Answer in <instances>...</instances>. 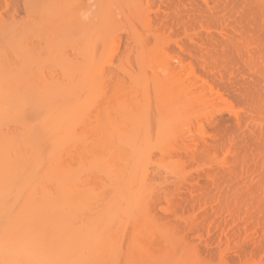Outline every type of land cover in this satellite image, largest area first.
Returning a JSON list of instances; mask_svg holds the SVG:
<instances>
[{"label":"bare ground","instance_id":"bare-ground-1","mask_svg":"<svg viewBox=\"0 0 264 264\" xmlns=\"http://www.w3.org/2000/svg\"><path fill=\"white\" fill-rule=\"evenodd\" d=\"M71 1L0 0V68L51 72L41 185L0 196V264H264V0H96L89 24ZM113 50L130 85L100 102ZM5 156L0 188L24 172Z\"/></svg>","mask_w":264,"mask_h":264},{"label":"rangeland","instance_id":"rangeland-1","mask_svg":"<svg viewBox=\"0 0 264 264\" xmlns=\"http://www.w3.org/2000/svg\"><path fill=\"white\" fill-rule=\"evenodd\" d=\"M76 2V3H74V2ZM73 1H71L72 2V4L74 5V7H73V5L71 6V8L72 9H74L71 13H73V12H77V20L79 19V17H80V22H82V21H84L85 23L87 22H91V23H93L94 22V19L97 17V12H96V10H97V7H95V6H97V4H96V0H88L89 2H87V0L84 2V0L82 1V0H78V1H76V0H73ZM95 1V3H93ZM69 2H70V0H69ZM84 2V7H83V5H82V3ZM88 3V4H87ZM77 4V5H76ZM79 4H81V5H79ZM86 4V5H85ZM76 6L78 7L77 9H75L76 8ZM86 6V7H85ZM82 7V8H81ZM68 8V7H67ZM85 8V9H84ZM76 10V11H75ZM78 10V11H77ZM82 11V12H81ZM78 13H81V14H78ZM74 14H76V13H74ZM81 15V16H80ZM76 16V15H75ZM79 16V17H78ZM96 16V17H95ZM117 17L118 18H120V21L121 20H123V21H121L122 22V24H121V22H120V24L119 23H117V26L115 25V28H116V32L114 33V34H116L117 36H126L128 33H129V29L131 28H134V29H138V31L139 32H143L144 31V26L141 24V23H135V20L134 21H131L130 23H128V25L130 24L131 25V27L130 26H128L127 25V21L126 22H124V20L125 19H123L124 17H120V16H118L117 15ZM93 19V20H92ZM127 20V19H126ZM32 22H35V21H33L32 20ZM117 22H118V20H117ZM90 23V24H91ZM89 24V23H88ZM125 26H124V25ZM84 25V24H83ZM127 25V26H126ZM87 26V25H86ZM115 28H114V30H115ZM127 28V29H126ZM129 28V29H128ZM125 29V30H124ZM122 30H124V31H122ZM143 30V31H142ZM29 39L31 38V36L30 37H28ZM33 38V37H32ZM34 40H32L31 39V41H33V44L34 45H38L37 47H34V48H37L38 49V47L40 48V50L38 51V52H43V48H44V40H41L42 38H40V39H38V41H37V38L35 39V38H33ZM116 40V39H115ZM114 40V41H115ZM34 41H36V43L34 42ZM117 42L118 41H116V43L115 42H112V45L113 44H116L117 45ZM29 45V44H28ZM30 45H32L31 43H30ZM34 45H32V47L34 46ZM112 45H110V46H112ZM116 45H114V47L116 46ZM117 46H119V45H117ZM111 48V47H110ZM117 48V47H116ZM68 49V50H67ZM114 49V48H113ZM36 50V49H35ZM67 52H66V51ZM116 50V49H115ZM64 51V54H66V56H67V54H68V56L67 57H71L70 59H72V57H74L75 58V56L73 55V53L71 52V49L70 48H66V49H64L63 50ZM114 51V50H113ZM117 51V50H116ZM70 52V53H69ZM115 52V51H114ZM118 52H115V53H112V51H111V53H110V55H108V56H106V55H103L102 56V54H100V57H101V59L99 60V58H98V60L99 61H102V63H104V64H106V65H104V64H101L100 63V65H103L102 66V68H107L109 71V73H107V69H103L104 70V72H102L103 73V75H105V77H104V79H100L99 81L100 82H103V83H100V85H102V86H104L105 87V90H104V87H101V86H97L98 88H99V90H100V87L104 90V92H103V90L102 91H98V93H97V96H98V94L100 95L102 92H103V95H100V97H102V100H101V98L100 97H98V98H100L99 100H100V102L101 101H103V100H105L106 98H107V96L109 97V96H112V94L114 93V91L115 90H113V89H116V85H123V86H125V87H123V88H129V86L128 85H130V84H128V83H130L129 81H130V79L128 78V76L130 75L129 74V72L128 73H123V71H121V70H119V62H118V60L116 61V57H118V56H115V54H117ZM75 54V53H74ZM137 54V53H136ZM72 55V56H71ZM135 56V55H134ZM133 56V57H134ZM112 57H113V59H112ZM73 58V59H74ZM107 59V62L105 63L104 61H106V59ZM110 59V60H109ZM98 61V62H99ZM111 63H113L112 65L110 64V62ZM112 61H114L115 62V64H114V62H112ZM133 61H137L136 60V56H135V58H133ZM132 61V62H133ZM134 62V64H136ZM48 64V63H47ZM42 65V64H41ZM41 65H39V67H37L36 68V66H34V68H0V135H4L5 133V137L9 134V136L10 135H12V134H14L15 136H17V139L16 138H13L14 140H15V142L12 140V138H5V139H3L2 137V139L5 141L6 139V141H5V143H3L4 144V146H2V148H1V146H0V151H1V153H0V155L3 153V155H4V157H6L5 155H7V154H9V156H10V158H8L7 159V161L6 162H8L9 160V163L11 162V165H12V163L17 159L18 161L17 162H19L18 164H17V168H18V166L20 165L21 166V168H22V171L24 170V172L23 173H19L18 171H20L21 172V170H19L20 168H18V170H17V173L19 174V175H21V177H20V179H19V177L17 176V174H15L16 173V170H15V173H14V175H16L17 176V178H18V181H17V178H16V176H15V178L13 177V175L11 174V173H13L12 171H9V175H8V178L9 179H11V180H7V181H4V185L2 186V188H0L1 189V191H0V196L1 197H6V198H11V199H15V200H17V199H24L25 197H29L30 196V193H32V191H34L35 189H37V191H38V189H39V187H40V185H41V173H42V171L41 170H43V168H42V164L44 163V161L45 160H42V159H40V157H44V155H46V154H41L42 152H40L41 150H43V151H45L44 149V147L42 148V147H40V145L39 144H41V143H39V141H40V139H42L41 138V135L43 134L42 133V131H41V128H42V117L40 116L41 115V111L39 112L40 113V115H39V113L37 114V110H38V108H39V105H40V99H39V97L40 96H38V94L40 93V95H41V87L43 86V84H44V80L46 79V78H49V75H50V73H49V75H47L48 74V70H47V68H46V70L48 71V72H46L45 70H43V69H45V67L46 66H44V68H41L42 66ZM41 66V67H40ZM49 66V65H48ZM154 66V65H153ZM152 66V67H153ZM151 67V68H152ZM51 68V67H50ZM118 68V69H117ZM147 68V67H146ZM157 68V67H156ZM115 69H117V70H115ZM113 70V71H112ZM40 71L41 72H43V73H40ZM115 71H117V72H115ZM113 72V73H112ZM122 73V75L120 74V73ZM57 73V72H56ZM54 74V76L56 75V77H57V75L58 74ZM157 73H160L161 74V77L162 76H164L162 73H161V71L160 70H157ZM43 74V75H42ZM53 74V73H52ZM117 74H120V75H118L117 77H116V75ZM129 74V75H128ZM103 75L101 74L100 76H102L101 78H103ZM113 77H112V76ZM41 76H42V78H41ZM48 76V77H47ZM54 76H52V77H54ZM59 76V75H58ZM99 76V77H100ZM110 76V77H109ZM46 77V78H45ZM109 77V79H107ZM122 77V78H121ZM107 79V80H106ZM113 80V81H111V80ZM128 79V82L127 81H125V80H127ZM56 80V79H55ZM101 80H103V81H101ZM125 83H124V82ZM108 82V83H107ZM110 82V83H109ZM127 82V83H126ZM114 83H115V85H114ZM104 84V85H103ZM125 84V85H124ZM108 85V86H107ZM126 85H127V87H126ZM107 86V87H106ZM110 87V88H109ZM114 87V88H113ZM108 91H107V90ZM112 89V90H111ZM112 91L111 93H110V91ZM107 91V92H106ZM106 92V93H105ZM105 93V94H104ZM109 95H108V94ZM107 95V96H106ZM96 96V97H97ZM97 98V99H98ZM110 98V97H109ZM97 99H96V102H99V100L97 101ZM41 106V105H40ZM38 107V108H37ZM36 108H37V110H36ZM93 109V108H92ZM95 110L93 109L92 110V112H94ZM8 133V134H7ZM19 139V140H18ZM35 140H36V142H35ZM42 141V140H41ZM40 141V142H41ZM9 142H11V143H9ZM12 142H14V144L12 143ZM16 142L18 143L17 145H16ZM36 143V145L37 146H34V144ZM2 142H0V144H1ZM8 143V144H7ZM29 143H30V145H29ZM11 144H12V147H11ZM2 145V144H1ZM17 146V148L19 147V149H20V151L19 152H21V153H24V152H26V155H20V156H23V157H20L19 156V152H18V156H15L14 154H13V152L12 151H14L15 150V148L16 147H14V146ZM20 145V146H19ZM34 146V147H33ZM40 147V148H39ZM6 150H5V149ZM16 148V149H17ZM42 148V149H41ZM8 149V150H7ZM36 150V152L35 153H37V152H39L40 153V155L37 153V154H35L34 153V151ZM4 151H6V153L4 152ZM11 151V152H10ZM15 153H16V151H15ZM25 154V153H24ZM3 155H1V156H3ZM42 155V156H41ZM0 156V157H1ZM24 156H25V158H24ZM38 156V157H37ZM16 157V158H15ZM12 158V159H11ZM14 158H15V160H14ZM19 158V159H18ZM20 158H22V159H20ZM27 158H28V160H27ZM30 158L32 159L31 161H29L30 160ZM39 158V159H38ZM2 159H5L6 160V158H3L2 157ZM23 159H24V161L25 162H27V163H25V164H22V162L24 163V161H23ZM26 159V160H25ZM46 159V158H45ZM16 162V163H17ZM15 163V162H14ZM10 165V166H11ZM24 165V167H22ZM40 165H41V167H40ZM19 166V167H20ZM9 167V166H8ZM10 168V167H9ZM12 168H14V166H12ZM14 169H16V168H14ZM7 178V177H6ZM7 178V179H8ZM16 179V180H15ZM6 182V183H5ZM38 195V194H37ZM27 197V198H28ZM22 199V200H23ZM22 200H20V202L22 201ZM13 200H11V202H12ZM11 202H9V203H11ZM17 202V201H16ZM13 203V202H12ZM12 207H11V214L13 213V214H16V213H18L19 212V210L21 209L20 207V205H22V204H19L18 202L17 203H14V204H10ZM7 207L9 208V206L7 205Z\"/></svg>","mask_w":264,"mask_h":264}]
</instances>
